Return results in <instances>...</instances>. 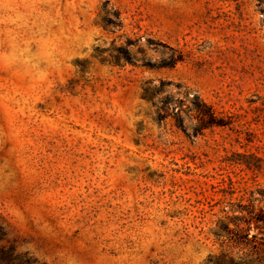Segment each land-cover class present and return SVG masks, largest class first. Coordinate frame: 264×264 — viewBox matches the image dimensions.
<instances>
[{"label":"rangeland","instance_id":"rangeland-1","mask_svg":"<svg viewBox=\"0 0 264 264\" xmlns=\"http://www.w3.org/2000/svg\"><path fill=\"white\" fill-rule=\"evenodd\" d=\"M252 207L264 0H0V264H222Z\"/></svg>","mask_w":264,"mask_h":264},{"label":"trees","instance_id":"trees-1","mask_svg":"<svg viewBox=\"0 0 264 264\" xmlns=\"http://www.w3.org/2000/svg\"><path fill=\"white\" fill-rule=\"evenodd\" d=\"M259 212H263L260 214ZM250 214V219L255 221H262L264 223V210L258 209L257 211L254 208L248 210ZM249 252L244 256H237L231 254L230 251H223L221 254L222 264H264V244L261 247L249 248ZM17 264H48L45 261L38 260L35 257H26L23 259L19 258Z\"/></svg>","mask_w":264,"mask_h":264}]
</instances>
